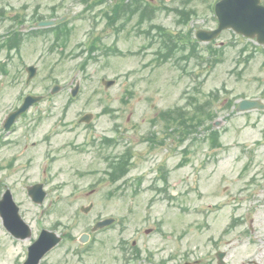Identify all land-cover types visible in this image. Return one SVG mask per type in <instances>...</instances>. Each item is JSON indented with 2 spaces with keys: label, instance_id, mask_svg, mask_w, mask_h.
I'll return each mask as SVG.
<instances>
[{
  "label": "rangeland",
  "instance_id": "obj_1",
  "mask_svg": "<svg viewBox=\"0 0 264 264\" xmlns=\"http://www.w3.org/2000/svg\"><path fill=\"white\" fill-rule=\"evenodd\" d=\"M152 1L195 8L192 26L216 27L213 0ZM104 6L88 10L82 0H0V35L21 22L20 29L26 33L12 60L6 52L0 55V62L8 63L7 72H0V121L20 96L45 95L14 129H0L4 141H0V196L12 189L32 226L31 238L44 227L72 232L78 238L100 218L116 219L95 234L105 235L106 244L78 257L73 248L77 244L67 242L51 252L44 264H117V245L123 237L137 239L144 251L142 259L151 252L157 262L174 255L178 262L200 259V264H217L214 255L221 249L226 264H264V109L240 113L228 107L230 99L237 103L244 97L264 102V49L227 30L215 40L216 47L224 45L215 66L213 56L208 62L177 57L159 62L155 47L148 46L144 33L136 35L132 24L122 31L107 29L99 19ZM51 15H69L72 32L66 49L52 50V35L30 33L36 28L35 17ZM175 18L164 10L155 21L177 31ZM92 30L106 46L116 45L121 53L109 49L81 68L85 55L75 56L74 51L80 50L78 44ZM28 64L38 68L30 84L25 83ZM103 78L116 83L105 89ZM77 83L79 93L71 100ZM54 85L60 86L56 94L51 93ZM208 101L216 115L212 124L222 131L220 149L210 148L204 140L206 127H199L183 145L168 139L165 146H154L145 138L153 132L159 139L164 137L167 121L161 120V112L186 105L187 112L199 117L202 111L197 105ZM39 112L43 118L37 123ZM86 112L93 118L88 125L80 124ZM91 127L97 146L83 149ZM106 136H115L116 146L102 143ZM186 146L188 163L177 166ZM125 149L133 153L130 172L119 182L106 180L105 157ZM46 154L54 155L48 165L42 159ZM160 164L168 168L166 193L154 187ZM103 176L105 181L100 180ZM38 180L47 190L43 205L27 195V187ZM56 199L64 200L57 204ZM90 201L95 207L82 213L81 206ZM68 222L70 226L65 225ZM147 229L152 232L145 233ZM31 238L15 239L0 218V264H21Z\"/></svg>",
  "mask_w": 264,
  "mask_h": 264
},
{
  "label": "water",
  "instance_id": "obj_2",
  "mask_svg": "<svg viewBox=\"0 0 264 264\" xmlns=\"http://www.w3.org/2000/svg\"><path fill=\"white\" fill-rule=\"evenodd\" d=\"M259 0H222L217 4V13L221 20L220 27L216 31L212 32H199L198 37L202 40L214 38L221 29L233 26L238 32H242L246 35H257V39L262 43L264 42V6L259 5ZM56 21L46 20L40 22V25H51ZM30 72V78L35 75L34 67L28 68ZM34 101L32 97H28L23 107L11 117L14 119L16 116L25 111L28 106ZM253 107H261L263 105L257 101L242 100L238 108L253 109ZM41 201V196L35 198ZM1 201L0 203H2ZM0 211L7 229L13 231L19 237H26L30 235L31 230H28V226L24 224L23 219H20L18 215V208L14 205L12 197H9V202H3L0 205ZM114 221L113 218L101 220L96 224L94 230L101 228L102 226L109 225ZM60 239L55 233L44 230L40 237L36 240L33 246L30 247V254L24 264H38L39 260L45 255V253L51 249ZM220 258L224 257L222 253H219Z\"/></svg>",
  "mask_w": 264,
  "mask_h": 264
},
{
  "label": "flooded vegetation",
  "instance_id": "obj_3",
  "mask_svg": "<svg viewBox=\"0 0 264 264\" xmlns=\"http://www.w3.org/2000/svg\"><path fill=\"white\" fill-rule=\"evenodd\" d=\"M50 155V154H49ZM51 156V155H50ZM101 239H96V238H92V237H90V242L89 243H92L93 244V246L92 247H94L95 245H97V246H100L101 244H106V238H105V235H101V237H100ZM75 239H73V238H67V239H65V242H72V241H74ZM74 243V242H73ZM77 244V246L76 247H73V248H79V246H81V243H80V240H79V243H76ZM133 246L135 247L136 245H135V243H133ZM80 249V248H79ZM78 249V250H79ZM136 248H132V249H127V251H126V255H128V254H130V251L131 250H135ZM140 256H142V252L139 254V251H138V256H137V253H135L134 252V254H131L130 256H129V258L131 259V261L128 263V264H143V262L139 259V257ZM136 259V260H135ZM177 259H176V257L173 255V256H170V258L168 259H166V260H164L161 264H186V263H184V262H181V261H176ZM99 261V260H98ZM144 264H146V263H144ZM160 264V263H159Z\"/></svg>",
  "mask_w": 264,
  "mask_h": 264
},
{
  "label": "trees",
  "instance_id": "obj_4",
  "mask_svg": "<svg viewBox=\"0 0 264 264\" xmlns=\"http://www.w3.org/2000/svg\"><path fill=\"white\" fill-rule=\"evenodd\" d=\"M160 32V34H162V35H167L165 32H164V30H160L159 31ZM160 54H161V52H160ZM170 56V54H165V58H168ZM200 109V108H199ZM201 110H203V109H201ZM204 111V110H203ZM185 114H184V112H181V111H179L178 112V114H177V117L175 118V119H173V122H176L177 123V125H178V127L180 128V133H182V135H181V141H183L185 138H186V135H187V133L186 134H184V127H186V124L187 123H191L189 126H193V130H195L200 124H203L204 123V121L206 120V119H203V118H201V117H197V118H194L196 115H192V116H190V117H186V119L188 120V121H190V122H188L186 119H185ZM210 117V115H208L207 116V118H209ZM194 121V122H193ZM178 128V129H179ZM218 133V131H215V132H213V134H217ZM212 140V142L215 140V138H212L211 139ZM216 143V142H215ZM217 144V143H216ZM219 144V143H218Z\"/></svg>",
  "mask_w": 264,
  "mask_h": 264
}]
</instances>
